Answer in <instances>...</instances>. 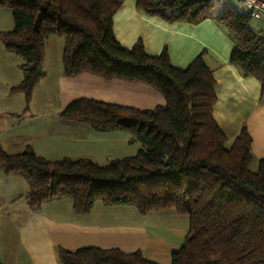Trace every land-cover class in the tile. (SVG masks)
<instances>
[{
    "label": "trees",
    "instance_id": "trees-1",
    "mask_svg": "<svg viewBox=\"0 0 264 264\" xmlns=\"http://www.w3.org/2000/svg\"><path fill=\"white\" fill-rule=\"evenodd\" d=\"M121 3L0 0L14 23L0 31V40L22 58V79L9 90L22 92L26 106L43 75L45 40L51 34L63 39L66 76L89 72L156 89L165 102L152 108L79 97L59 112L95 130L127 131L130 141L139 142L138 150L100 164L88 157L47 159L30 145L9 153L0 145V167L24 176L33 208L69 197L76 214L88 213L96 200L132 205L140 214L167 208L187 214L188 230L172 251L171 264H264V157L252 170L248 128L242 126L229 142L213 119L215 80L205 51L181 67L171 63L165 47L151 54L140 40L122 45L113 32V15ZM135 5L167 21L217 19L234 41L229 62L254 75L264 92V30L251 28L250 12L233 2L215 11L211 0H135ZM56 255L60 264H159L140 249L58 245Z\"/></svg>",
    "mask_w": 264,
    "mask_h": 264
},
{
    "label": "crops",
    "instance_id": "crops-1",
    "mask_svg": "<svg viewBox=\"0 0 264 264\" xmlns=\"http://www.w3.org/2000/svg\"><path fill=\"white\" fill-rule=\"evenodd\" d=\"M228 2L235 0L225 1L221 6L213 2L214 10L220 11ZM3 7L0 6V31L9 30L14 24ZM113 32L126 47L138 40L151 54H158L165 47L171 63L176 66L187 65L205 51L204 60L215 80L213 119L229 142L246 126L252 137V162L264 157V92L254 75L243 74L229 62L234 41L224 24L215 18H205L196 24L167 21L138 8L135 0H122L113 15ZM12 53L0 40V99L4 102L0 109V145L9 153L20 152L30 145L38 155L51 160L67 156L88 157L100 162L132 155L140 144L130 141L129 132L95 130L86 122L62 118L60 110L79 97L139 108H152L165 102L156 89L141 82L106 79L89 72L66 76L61 47V68L55 72L61 105L55 111L33 109L30 104L45 78L44 69L28 107L22 92L9 90L22 79L21 61ZM46 62L45 47L43 68ZM51 114L54 118L49 117ZM25 121L29 123L21 126ZM27 190L23 175L5 173L0 167V258L3 264H60L56 255L58 245L67 249L81 246L117 247L124 251L140 249L143 255L149 241L163 240L165 249L172 246L173 240L167 237L166 229L157 228V232H153V219L145 220L149 214L158 216L166 209L140 214L132 205H109L96 200L88 213L76 214L69 197L52 198L36 208L30 207ZM177 242L175 238L174 243Z\"/></svg>",
    "mask_w": 264,
    "mask_h": 264
},
{
    "label": "rangeland",
    "instance_id": "rangeland-1",
    "mask_svg": "<svg viewBox=\"0 0 264 264\" xmlns=\"http://www.w3.org/2000/svg\"><path fill=\"white\" fill-rule=\"evenodd\" d=\"M212 1L215 4H217V6H221L223 2L232 1V0H212ZM3 9L8 13V15H10V17H12L11 12L8 8L3 7ZM249 24L251 28L256 31L264 30V25L261 19L258 18L255 14H252ZM62 45H63V40L59 34H51L45 40V47L47 54L46 66L43 68L45 72V78L40 82L35 92L34 100L32 104H30L29 102L30 106H32L33 109L47 108L48 110L55 111L61 105L62 101L57 92V80L55 78V72L59 68H61V61L59 60V54L61 52ZM12 55H15V57H17V59L21 61L20 64L22 63V58L18 54L13 52ZM32 96H33V91H32ZM3 107H4V102L2 99H0V109ZM49 117L52 118L53 114H51ZM28 123L29 121L22 122L21 126L27 125ZM137 143L139 142L137 141ZM106 162L107 161H100L98 163L104 164ZM250 167L252 168V170H255L257 167V161L251 162ZM155 215L157 214H149L148 216H146L145 218L146 222L153 219V221H151L153 224V229H152L153 232H157L156 230L157 228H162L164 230L166 229L165 231H168L167 237L168 238L170 237L171 240H173V243L170 244L174 247L170 246L168 247V249H165L166 243L163 240H159L155 243L153 241H149V243L146 242L148 249L145 250L144 255L147 259L155 261L159 264H171V256H170L171 251L176 250L182 244L185 235L187 233L188 215L179 213L174 208L166 209L164 212H162V214H158V216ZM167 222H169V225L166 226L163 225ZM175 238L178 239L177 243H174Z\"/></svg>",
    "mask_w": 264,
    "mask_h": 264
},
{
    "label": "built area",
    "instance_id": "built-area-1",
    "mask_svg": "<svg viewBox=\"0 0 264 264\" xmlns=\"http://www.w3.org/2000/svg\"><path fill=\"white\" fill-rule=\"evenodd\" d=\"M234 4L241 11L255 14L264 25V0H235Z\"/></svg>",
    "mask_w": 264,
    "mask_h": 264
}]
</instances>
